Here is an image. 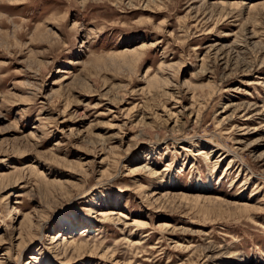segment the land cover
I'll return each instance as SVG.
<instances>
[{
  "label": "rangeland",
  "instance_id": "1",
  "mask_svg": "<svg viewBox=\"0 0 264 264\" xmlns=\"http://www.w3.org/2000/svg\"><path fill=\"white\" fill-rule=\"evenodd\" d=\"M263 45L264 0H0V262L264 264Z\"/></svg>",
  "mask_w": 264,
  "mask_h": 264
},
{
  "label": "bare ground",
  "instance_id": "2",
  "mask_svg": "<svg viewBox=\"0 0 264 264\" xmlns=\"http://www.w3.org/2000/svg\"><path fill=\"white\" fill-rule=\"evenodd\" d=\"M215 4V3H214ZM231 5V7H234V6H238V4H236V3H230ZM217 6H226L225 5V3L224 2H218V4H217ZM213 7H214V5H213ZM216 7V6H215ZM231 17V16H230ZM244 28V27H243ZM246 30V29H245ZM245 30H244V32H245ZM242 33H243V29H242ZM253 35H257V33L254 31L253 32ZM242 37H245V39H243L242 40V38L241 39H239L240 41H235L234 43H233V45H231V46H229V47H227V46H222L221 48L220 47H217V45H212L211 47H210V52H212V51H215V56H216V58L218 57V58H220V56L221 55H224L226 52H227V55H229V53L231 52V51H233V52H235L234 51V48L233 47H235V48H239V47H241V46H243L242 48H246L247 46H248V44H250V41L249 40H252V38H247V34L246 35H243ZM255 39V38H254ZM242 42V43H241ZM256 45H260V44H256ZM261 46V45H260ZM263 49H264V45H263ZM135 51V50H134ZM242 51V50H241ZM261 51V50H260ZM125 53H129L128 51H124ZM240 52V51H239ZM239 52H237V53H239ZM131 53H139V52H137V50L135 51V52H131ZM122 54H123V52H122ZM122 54H120V55H122ZM129 55H132V54H129ZM239 55V54H238ZM226 57V56H225ZM225 57H221V59H224L225 60ZM227 61V60H226ZM263 64V63H262ZM246 67H247V65H246ZM248 68V67H247ZM248 70V69H247ZM246 70V71H247ZM250 70V69H249ZM248 70V71H249ZM66 79V78H65ZM64 80V79H63ZM158 81H167V80H163V79H161V78H159V80ZM169 113V112H168ZM173 114V113H172ZM263 114H264V112H263ZM174 115V114H173ZM176 115V114H175ZM170 117H172L171 115H169ZM247 116V115H246ZM152 117V116H151ZM174 117V116H173ZM172 117V118H173ZM251 117V116H250ZM147 125V124H146ZM244 129V128H243ZM248 129V128H247ZM243 131H247L246 129L245 130H243ZM217 165V163L216 164H214V166H216ZM138 172L139 173H144V172H146L149 176H150V178H152V177H158V175H161V173H159L158 171H155V170H153V169H151L150 167H148V165L146 164V165H140L139 166V168H138ZM168 195L166 194L165 195V198L167 197ZM186 198H188V197H186ZM200 198V197H199ZM203 198V197H202ZM201 198V199H202ZM206 200H208V199H210V197H208V198H205ZM212 199V198H211ZM199 200V199H198ZM200 201V200H199ZM212 202V201H211ZM217 203V202H216ZM223 204V203H222ZM242 206V205H241ZM240 206V207H241ZM244 208H247V207H244ZM116 213H112V212H110V213H106V212H102L99 216H101V218H102V221L103 222H108V223H111V222H115V223H118L119 221H120V217L122 216V214H118L117 215V217L115 218L114 217V215H115ZM26 222H28V223H26ZM31 224H32V222H31V220L30 219H26V221H25V223H24V225H23V230L24 231H30L31 230ZM126 224V223H125ZM137 224V223H136ZM59 238L60 237H63V235H59L58 236ZM76 243V241H70V240H68L67 238H64L63 237V239H62V241H60L59 239H56V238H53V242L51 243L52 244V250L53 251H56V252H59V251H61V250H64L65 252H66V248H68V247H70V246H72L73 244H75ZM22 246H24L23 244H22V242L19 244V247H21L22 248ZM20 257V256H19ZM8 260V259H7ZM4 264L6 263V261L5 262H3ZM3 263H1L0 262V264H3ZM7 264V263H6Z\"/></svg>",
  "mask_w": 264,
  "mask_h": 264
}]
</instances>
